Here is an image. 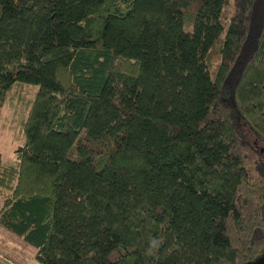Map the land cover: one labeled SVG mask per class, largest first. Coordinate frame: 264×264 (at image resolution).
<instances>
[{
    "label": "trees",
    "instance_id": "trees-1",
    "mask_svg": "<svg viewBox=\"0 0 264 264\" xmlns=\"http://www.w3.org/2000/svg\"><path fill=\"white\" fill-rule=\"evenodd\" d=\"M30 86L0 227L37 264L264 257V0H0V108Z\"/></svg>",
    "mask_w": 264,
    "mask_h": 264
},
{
    "label": "rangeland",
    "instance_id": "rangeland-1",
    "mask_svg": "<svg viewBox=\"0 0 264 264\" xmlns=\"http://www.w3.org/2000/svg\"><path fill=\"white\" fill-rule=\"evenodd\" d=\"M27 87V86H24ZM35 87L25 88L19 93H13L0 108V162L2 165H13L14 151L21 146L23 137L21 123L25 119V107L21 102L31 96ZM20 94V95H19ZM18 95V99L17 96ZM238 128L243 137L259 151L264 161V141L256 137L242 121H238ZM0 262L3 264H37L33 260L34 250L19 238L0 228ZM253 264H264V257Z\"/></svg>",
    "mask_w": 264,
    "mask_h": 264
},
{
    "label": "clouds",
    "instance_id": "clouds-1",
    "mask_svg": "<svg viewBox=\"0 0 264 264\" xmlns=\"http://www.w3.org/2000/svg\"><path fill=\"white\" fill-rule=\"evenodd\" d=\"M162 240L158 238H153L149 243V250L148 254L152 255L155 253V251L161 246Z\"/></svg>",
    "mask_w": 264,
    "mask_h": 264
},
{
    "label": "crops",
    "instance_id": "crops-1",
    "mask_svg": "<svg viewBox=\"0 0 264 264\" xmlns=\"http://www.w3.org/2000/svg\"><path fill=\"white\" fill-rule=\"evenodd\" d=\"M0 205H1V200H0ZM0 228H1V227H0ZM0 230H1V229H0ZM0 232H1V231H0ZM0 264H3V263L0 262Z\"/></svg>",
    "mask_w": 264,
    "mask_h": 264
}]
</instances>
